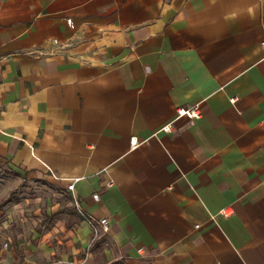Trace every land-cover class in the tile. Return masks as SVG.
Returning <instances> with one entry per match:
<instances>
[{"label": "crops", "instance_id": "1", "mask_svg": "<svg viewBox=\"0 0 264 264\" xmlns=\"http://www.w3.org/2000/svg\"><path fill=\"white\" fill-rule=\"evenodd\" d=\"M263 40L264 0H0V164L70 198L34 264H264Z\"/></svg>", "mask_w": 264, "mask_h": 264}, {"label": "rangeland", "instance_id": "2", "mask_svg": "<svg viewBox=\"0 0 264 264\" xmlns=\"http://www.w3.org/2000/svg\"><path fill=\"white\" fill-rule=\"evenodd\" d=\"M64 194L40 178L14 173L0 164V264L35 263L30 254L37 253V231L45 232L53 223L47 216L70 200Z\"/></svg>", "mask_w": 264, "mask_h": 264}, {"label": "built area", "instance_id": "3", "mask_svg": "<svg viewBox=\"0 0 264 264\" xmlns=\"http://www.w3.org/2000/svg\"><path fill=\"white\" fill-rule=\"evenodd\" d=\"M66 23H67V25L70 26L71 20L67 19ZM53 43L55 45L58 44L57 40H54ZM261 47L264 50V40L261 42ZM232 102H234V99L232 100ZM200 117H201L200 107L198 105H194V106H186L184 108L183 107L177 108L175 119L186 118V119L191 120V121H195V120L198 121V119H200ZM172 127H173V121L165 124L160 129V131L163 133H170L172 131ZM136 146H137V139L135 137H131L130 138V147L135 148ZM72 189H73V185H69L67 187V191H71ZM72 205L78 210L80 215L84 218V215L81 212V206H80V204H78V201L74 199ZM227 210L228 209L225 208L224 210H221L220 213L223 216H229L230 214L228 213ZM87 222H88V224L92 230L91 243H94L97 239L102 237L104 234H107V231H108L107 219H101L97 223H94L91 220H87Z\"/></svg>", "mask_w": 264, "mask_h": 264}]
</instances>
